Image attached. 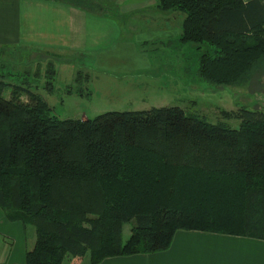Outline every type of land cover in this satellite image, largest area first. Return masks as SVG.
I'll list each match as a JSON object with an SVG mask.
<instances>
[{
  "label": "trees",
  "instance_id": "obj_1",
  "mask_svg": "<svg viewBox=\"0 0 264 264\" xmlns=\"http://www.w3.org/2000/svg\"><path fill=\"white\" fill-rule=\"evenodd\" d=\"M158 5L186 14L182 41L207 45L205 82L241 86L264 68V0ZM39 87L0 74V206L35 229L25 264L165 251L178 230L264 239V111L243 108L239 127L179 106L63 119Z\"/></svg>",
  "mask_w": 264,
  "mask_h": 264
},
{
  "label": "crops",
  "instance_id": "obj_2",
  "mask_svg": "<svg viewBox=\"0 0 264 264\" xmlns=\"http://www.w3.org/2000/svg\"><path fill=\"white\" fill-rule=\"evenodd\" d=\"M103 1L113 8L100 12L68 0H0V47L51 50L73 59L61 64L79 67L92 59L99 68L117 71L123 66H144L146 46L159 33L181 45L184 12L123 8L118 7L123 0ZM157 17H167L168 26ZM135 24L141 29L135 31ZM176 30L178 35L171 37ZM194 45L196 52L204 51ZM33 243L23 223L9 220L0 206V262L25 264L27 248ZM98 264H264V239L178 230L165 251L107 257Z\"/></svg>",
  "mask_w": 264,
  "mask_h": 264
},
{
  "label": "rangeland",
  "instance_id": "obj_3",
  "mask_svg": "<svg viewBox=\"0 0 264 264\" xmlns=\"http://www.w3.org/2000/svg\"><path fill=\"white\" fill-rule=\"evenodd\" d=\"M68 1L100 12L113 8L107 1L103 5L92 0ZM158 2L159 0H123L118 2V7L122 4L123 8H159ZM181 15L182 20L184 14ZM157 18L168 26L165 23L167 17ZM132 19L140 22L145 20ZM138 26L140 25L135 24V31L141 29ZM177 35L178 30L170 34L171 37ZM194 43L182 41L181 45H177L175 41H168L159 33V38L151 40L146 46L149 53L145 57H149V61L146 62L145 59L144 66H123L117 71L103 66L99 68L92 59L86 60L79 68L74 64L59 63L73 61L68 55L63 56L51 50L5 46L0 47V74L6 80L19 83L27 80L32 87L40 85L36 92L45 98L52 112L63 119L93 118L108 111L179 106L188 113H199L211 121L227 122L233 127H239L241 120L237 114L240 115L243 108L264 111V68L245 85L207 83L198 75L201 53L194 50ZM206 47L204 45L202 50H206ZM77 59L75 60L78 61ZM54 69L57 74L52 81L53 88L49 89L51 85L47 80ZM4 95L9 97L10 91H6ZM22 99L27 100V97L23 96ZM34 230L32 226L28 228V234L35 242ZM130 235L131 224L127 223L124 226V239H128ZM81 259V264H89L91 249ZM71 260L69 258L68 262Z\"/></svg>",
  "mask_w": 264,
  "mask_h": 264
}]
</instances>
